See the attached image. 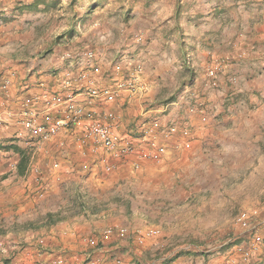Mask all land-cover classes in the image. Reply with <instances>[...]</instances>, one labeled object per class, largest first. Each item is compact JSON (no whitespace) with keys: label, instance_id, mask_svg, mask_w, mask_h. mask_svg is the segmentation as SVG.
Wrapping results in <instances>:
<instances>
[{"label":"crops","instance_id":"crops-1","mask_svg":"<svg viewBox=\"0 0 264 264\" xmlns=\"http://www.w3.org/2000/svg\"><path fill=\"white\" fill-rule=\"evenodd\" d=\"M99 1L0 0V112L5 114L11 111L14 112L13 115H18L21 113L23 100L29 101L33 108L39 111L41 106L34 104L32 99L43 91L63 100L64 94L61 97L51 93L61 91L63 73L69 72L74 83V92L81 90L85 97H81L82 94H74L78 105L86 111H92L98 119L103 117L97 116L100 114L114 115L116 118L110 120L118 123L120 133L115 130L116 133L121 137L124 135V138L129 137L134 143H139L140 139L134 137L141 134L161 143L151 140L161 147L160 153H155L149 147L151 141L147 140L144 144L146 150L140 154L135 148L134 154L128 155L129 157L99 154L100 164L106 172L114 168L111 161L125 159L122 161L125 164L121 162L118 168H135L140 163L149 183L153 178L165 177L162 179L164 185H159L160 190L158 187L153 188L159 190L160 198L164 200L157 210V204L150 206L152 202L148 201L153 198L150 195L154 192L151 191L152 188L142 194L147 201H144L140 216L149 217L153 212L156 213V225L161 230L152 227L143 230L142 236L135 234L136 243L142 245L162 232L163 244L158 246L159 243L154 240L148 243L140 262L243 264V259L250 261L258 254L264 259V229L261 230V235H253L246 243L227 246V243L223 242L213 247V251H201L188 245L168 249L173 244L176 245V184L167 178L176 174V161L181 158L176 157V144L182 139L176 136H171L170 139L162 137L163 129L171 125L179 128L187 125L191 127L189 140L192 153L188 162L189 169H194L199 160L203 162L205 170L211 169L212 165H222L218 167V170H221L226 167V159L221 157H248L247 151L241 146L245 142L243 137L250 136L249 132L253 126L241 119V112L238 111L234 117L228 118L223 110L222 97L212 93L210 97L207 95L204 98L207 105L205 114L190 116L186 122L175 100L169 103V97L173 96L170 88L174 89L169 73L172 71L173 62L176 61L177 91L180 86L178 82L183 79L179 73L182 70V51H185L194 73L192 83L198 85L203 80L208 56L213 55L225 63L222 73L218 76L219 85L223 90L227 91L228 78L236 76L238 98L246 99L254 97L256 93L262 94L264 76L251 75L246 66L247 58L238 62L231 60V57L237 51L250 50V41L258 43L259 38L263 37L264 0H112L113 8L98 15ZM88 2L92 4L91 7H82ZM79 18H86L91 24L96 22L98 26L91 25L89 32L77 33V25L81 22H78ZM128 31L133 34V38L137 35L143 37L144 43L140 44V49L129 39ZM100 34H105L104 41L99 40ZM172 49H176V60L170 54ZM92 51L95 54V65L100 70L86 71L94 85L103 89L94 86L99 95L90 99L82 90L87 87V83L80 80L79 75L87 67L83 57L87 59L89 53L94 55ZM64 55L71 56V59L64 58ZM138 65L142 70L139 72L141 75H136L135 92L129 95L122 91L115 100H110V91L121 82L124 75L127 74L126 79L130 78V72ZM5 78H10L13 84L27 91L24 97L19 98L20 102L15 99V91H11L14 85L8 95L2 94L1 85ZM116 81L119 82L106 87ZM121 94L123 97L116 100ZM99 100L106 105L99 103L94 107V102ZM113 100L114 103L108 104V101ZM9 105L13 107L10 110L7 109ZM43 108L47 110L45 106ZM55 110H60L59 116L50 117L44 123L56 122L64 117L63 107ZM84 122L81 121V124ZM9 126L5 124L0 129V146L29 149L25 142L31 136L25 135L29 137L18 141L14 134L21 130V125L14 129ZM72 132L75 135L80 134L82 139L79 142L86 144L80 125L67 132L70 134L60 133L57 138L33 147L40 151V146L43 145L46 147L45 153L53 150L55 154L60 153L65 157H27V166L21 165L20 157H8V154L0 157V264H52L58 256L64 258L66 264H80L83 247H86L82 237L109 227L112 234L117 231L119 236L127 235L129 228L124 226L123 220L100 219L105 218L103 214L106 212L99 215L91 212L92 219L82 220V213L86 212V208L91 210L92 207L89 203H85L86 208L81 206L77 196L69 204L65 202L56 205L52 202V197L60 191L71 192L73 189L74 193H77L82 190L77 182L72 181L74 179H70L75 174L65 173L67 167H71L70 172L73 171L70 152L80 155L73 143L75 135H71ZM178 140L180 141L177 142ZM192 154L195 157H192ZM35 159L36 162L33 161ZM54 162L61 164L59 172L56 170L58 166L54 167ZM155 163H160L163 167ZM38 188L44 189L43 197L39 196L42 191L37 190ZM91 188L93 189V186ZM113 209L115 208L111 207V210ZM65 214L67 217L63 220L61 216ZM95 217L98 219H94ZM247 219L248 216L241 213L235 221L237 225H242ZM128 221L126 219L125 222L128 224ZM137 232L141 234L140 231ZM145 232L147 233L144 235ZM227 250L230 253H227ZM116 253L129 264L132 255ZM148 258L152 260L149 261ZM93 259L97 258L92 255L91 260Z\"/></svg>","mask_w":264,"mask_h":264},{"label":"rangeland","instance_id":"rangeland-1","mask_svg":"<svg viewBox=\"0 0 264 264\" xmlns=\"http://www.w3.org/2000/svg\"><path fill=\"white\" fill-rule=\"evenodd\" d=\"M113 3L114 2L112 0H100L97 4L98 15L103 14V12L113 8ZM91 5L92 4L88 2V4L82 7H91ZM82 17L84 18V16ZM83 18L78 19V22H81H79L77 25V33L90 30L91 25L92 27L98 26V23L94 22L93 24H91L90 22L86 21V18L82 20ZM120 21L121 19H119V22ZM45 36L47 37V35ZM58 37L59 36H57L56 38ZM105 39V34L99 35L100 41H104ZM135 41L136 47L140 49L141 46L137 43H141L142 37L138 35L135 36ZM249 44L250 50L237 51L236 54L231 57L232 59H230L235 61L238 60L239 62V60L241 61L247 58L246 63L248 64L246 66L250 69L251 75L259 74L264 76V34L263 37L259 38L258 43H252L250 41ZM170 54H172V56H174L173 58L176 60V49L170 50ZM208 57L210 58V60L206 61V65L212 59L221 61L220 72L217 73V77L210 80L213 82V87L208 86L209 81L204 72L203 80L198 85L195 83H192V86L187 84L185 88H181L180 91L175 95L176 105L179 108L180 113L185 117L186 122L189 121L188 118L190 116L204 115V112H200L202 111V109H204L203 102H200L202 106L197 107L195 105L189 104L192 99L195 103V101L197 102L199 101V99L204 98L207 95L210 97L212 93L213 95L224 97L228 91L230 93H235L236 95L238 78L236 76H230L228 78L227 91L226 89L223 90L219 85L218 76L222 73L225 63L224 61L213 55H209ZM83 59L86 61L85 66L87 67L82 70L81 73L88 74V77L92 79L86 70H89L91 72L92 70H100L99 67L95 65V54L93 55V59L91 60H87L84 57ZM138 67L140 68L139 72H141L142 67L138 65L130 72V76H132V74L136 72ZM172 67V71H170L169 74L171 75L170 79H172L173 83L172 87H174L175 90L173 88L170 89L172 90L174 96V94L176 93V61L173 62ZM139 74L140 73H138V75ZM62 78V82L65 78H69L71 80V88L69 89V91L76 95L77 93L82 94L81 97L85 98L81 90L78 92H74V83L72 82L69 72H64ZM124 79L128 80L125 76L120 81ZM178 80H180V78H178ZM10 81L11 86L14 85V88H12L11 91H15V93L17 94V98L15 99L19 101V98L24 97V93H26L27 91L23 90L20 86H16L15 84H13L14 82L11 79ZM62 82L61 91L51 94H58L61 97H63V94L65 95V90L63 89ZM117 82L119 81H116L106 87L109 88ZM178 83L181 84V82ZM93 86H95L94 83ZM96 88L103 89L100 87ZM82 90H85V88L83 87ZM43 93L47 92L43 91ZM38 95H35V97H38ZM120 97H123V94L118 96L116 100H118ZM170 98L171 97H169V99ZM114 100L108 101L110 102L108 104L114 103ZM104 101L107 100L104 99ZM183 102L187 103V107L184 106L185 103L183 104ZM22 103H27L28 106H32L33 108V104H31L29 101L23 100ZM33 103L39 104L41 106V110L35 111L36 113H38L39 118L42 122H47L48 118L50 117L56 118V116H59L60 110L47 111L43 108L39 101L33 100ZM99 103L105 104L100 100L95 101L94 107ZM205 106L207 105L205 104ZM242 106L244 108L241 109ZM228 107L229 109L227 108L225 113L228 118L234 117L236 113L240 111L241 119L249 124L251 123L253 129L250 130L249 137H243L245 142L241 146L243 150L247 151L248 157H221L226 159V167L221 170H218V167H222V165L211 166L210 164L209 165L211 166V169L205 170L203 162L199 160L197 161L194 169H189L188 162L190 161L189 157H191L192 153L191 142L189 140L191 127L187 125L185 127L179 128L178 126L171 125L175 126L180 132L182 130H187L188 135L184 137L179 133L175 135L176 137H180L182 139V141L178 140L177 142L180 141V143L176 144V151H178L176 157L181 158L177 159L176 161V174H171L167 178L170 182L176 184V245L173 244L168 249L188 245L197 247L199 248L198 250L201 251H206L208 249H211L213 251V247H215L216 245H220L223 242H226L227 244L230 242L246 243L252 238L253 235L262 234V231L264 229V92L262 94L256 93L252 98H240V102L237 106L238 108L236 106L234 108L231 106ZM10 108L13 107L9 105L7 109L10 110ZM9 112L11 111H7L6 113ZM109 113L113 112L109 111ZM19 116L20 113L17 116L12 114V116L8 118L7 125L9 126L13 124V126H9V128L14 129L17 128V126L19 127ZM43 116L45 117L44 119L41 118ZM97 116H103L102 118L97 119L99 121L101 120V122L103 123L106 122V124H110L112 127H114V130L118 131V123L110 120L116 118L114 115L100 114ZM166 129H163L162 131V137L164 139L175 137L172 136L169 138H165L163 132ZM71 135L75 134L72 132ZM29 136H31V138ZM29 136L28 141L25 142L26 147H29V149H23L20 147V150L22 151L21 153L14 152V149H11L9 151L0 149V157H5V154H8V157H20L21 165L23 164L26 166L28 164L27 157H65L57 152V154H55V151L53 150L50 152H47L46 150L47 153H45L44 149L46 147H44L43 145L40 146V148H42L40 151L33 148L35 147V145H39L57 138L56 136L50 138H42L34 135ZM28 137L24 136L22 139L18 140L14 136V138L18 141H23L24 138ZM79 138L80 134L75 135L73 143L75 144V147L80 155L74 152H70V157L73 160V171L70 172L71 167H67L65 173H74L75 178L71 177L70 179H74L72 181L77 182L82 190L77 189V193H74L73 189L70 190L71 192L64 191L63 193L60 191L52 197V202L56 205L65 204V202L69 204L70 202L74 201L77 196L81 206L86 208L85 203H89L90 207H92L91 210L86 208V212L82 213V220L85 221L92 219L91 212H95V214L97 215H99L101 212H106L105 214H103L105 218L100 217L101 220H106L109 218L123 220L125 223L124 226L129 228H126V236H119L117 231H114V233H111V235H105L104 231L107 228L95 231L92 234H87L89 236L85 237L94 239L96 244H93L94 248H91V246L84 244L86 247H83V258L80 264H94L97 259L99 261V264H114L117 259H120L123 264H126L121 258V255L117 254L116 252L121 253L122 255H125L126 253L132 255L129 264H145V261H142V263L139 260H141V258L143 257L142 255H144L143 253H145L144 249L145 247H147L148 243L153 240L159 243L158 246L163 243L161 238L162 232L158 237L146 240L142 245L136 243L134 237L135 234L142 236L143 230L157 227L156 213L153 212V214H150L149 217H141L139 214L141 208L144 205V201H147L144 199L142 194L152 188L151 191L154 192L150 193V195H152L153 198L148 199V201L152 202L150 203V206L151 204H157L155 205V210H157V208L160 207L159 204L164 201L162 198H160L159 185H164L163 180L165 177L153 178L149 183L143 174V165H140V163L139 165H136L135 168L134 166H124L122 168H118L121 162L125 159L111 161V163L114 164V168L113 170L106 172L100 164L99 155L92 156L89 154H81L82 150H87L88 145L85 143H80L78 141ZM134 138H138L141 141H139V143H134L133 140L130 139L133 143L134 148L139 154L146 150V146L144 144H146L147 140H155L152 138H148L144 134H141L140 136ZM155 141L158 142L157 140ZM249 141L251 142L249 143ZM249 155H251V157H249ZM192 157H195V155L192 154ZM215 158L217 159V157ZM36 159L33 161L36 162ZM214 161L217 162L215 159ZM45 163L48 164L47 161H45ZM53 164L55 168L58 166L56 170L59 172L61 169V164L59 162H54ZM159 164L160 163H155V165ZM160 167H163V165L160 164ZM152 171L155 172V170ZM171 172L173 173V169H171ZM38 180L39 179H37V181ZM92 186L93 189L91 188ZM155 187H158L159 190H153V188ZM37 190L42 191L39 196H42V194L44 196L43 188H38ZM111 207L115 209L111 210ZM241 213H245L248 216V219L246 222H244V224L237 225L235 220L236 217ZM61 217L63 220H65L67 215L65 214ZM94 219L98 218L95 217ZM126 219L129 220L128 224L127 222H125ZM112 228L114 227L112 226ZM118 228L120 227H117V229ZM137 231H140L141 234H138ZM146 233L147 232H145L144 235ZM105 239H108V241H105ZM228 250L227 253H230ZM92 255L97 259L91 260ZM231 256H233V254ZM58 259L66 264L64 258H62L61 256L54 258V260ZM147 260L151 261L152 258H148ZM242 262L243 264H256L264 262V259L260 254H258L252 257L250 261L243 259Z\"/></svg>","mask_w":264,"mask_h":264},{"label":"bare ground","instance_id":"bare-ground-1","mask_svg":"<svg viewBox=\"0 0 264 264\" xmlns=\"http://www.w3.org/2000/svg\"><path fill=\"white\" fill-rule=\"evenodd\" d=\"M92 56L93 55L89 53L86 58L90 60L92 59ZM64 58L71 59V56L64 55ZM220 70L221 61H218L216 59H212L206 65L205 76L208 78L209 87H213V82L210 80L217 77L216 75L218 72H220ZM139 71L140 68L138 67L135 72V75L133 73L130 79L117 83L113 91H110L109 99H114L118 95V93L122 91H126L129 95L134 93L135 79ZM87 75L81 73L79 75V79L87 83V87L85 88L84 93L90 99H93L99 95V92L93 86L92 80ZM62 86L66 92L63 100L59 99L55 95H50L48 93H42L38 97H35L33 100L39 101L41 105L47 108L48 111L63 107L64 117L56 122L44 123L40 120L38 113H36L35 109H33L32 106H28L27 103H23L22 110L18 119L19 125H21V130L15 132L14 136L16 139H22L25 135H34L42 138L55 137L60 133H67L69 131H72L76 127L82 125L83 138L85 139L86 144L88 145L87 150H82V155L89 154L92 156H97L103 153L106 155L109 154L113 157H129L128 155L134 154L135 150L131 140L128 139L129 137L124 138V135H122L123 137H121V135H118L116 133L114 127H112L110 124H106V122L103 123L101 122V120L99 121L92 111H86L84 107L78 105L75 102L76 98L74 97V94L69 91V89L71 88V80L69 78L64 79ZM10 87V79H3L1 85L2 94L8 95ZM12 114H14V112ZM10 116H12L11 113L3 114L0 112V127L4 126L5 124L7 125V120L8 118H10ZM83 120L85 122L81 124V121ZM178 133L181 134L183 137L188 135L187 130H182L180 132L175 126H170L163 132L165 138L175 136ZM81 139L82 138H79L78 141H80ZM149 147L153 151H155V153H160L162 151L161 147L153 141L149 143ZM111 232L112 229L107 228L104 231V234L110 235ZM137 233L140 234L139 232ZM82 241L84 244L91 246V248H94L93 244H96L94 239L90 237H84ZM52 264H64V262L58 259L55 260ZM94 264H99L98 259L95 261ZM114 264L123 263L120 259H117Z\"/></svg>","mask_w":264,"mask_h":264},{"label":"trees","instance_id":"trees-1","mask_svg":"<svg viewBox=\"0 0 264 264\" xmlns=\"http://www.w3.org/2000/svg\"><path fill=\"white\" fill-rule=\"evenodd\" d=\"M127 31V30H126ZM127 34H128V37H129V39H131L132 41H134L135 43H136V41H135V36H134V38H133V34H131V32H127ZM125 36H126V33H125ZM133 38V39H132ZM143 43V37H142V41H141V43H137V44H142ZM186 54L187 53H185V51H182V70H181V72L179 73L180 74V76L181 77H183V79L181 80V84H182V86H181V84H180V86H179V88H178V90L176 91V93L174 94V96H172L170 99H169V103L170 102H172L173 100H175V95L180 91V89L181 88H185V86L188 84V85H192V80H193V78H194V73H193V69H192V67H190V65H189V63H188V61H187V56H186ZM208 61L210 60V58L208 57V59H207ZM127 75V74H126ZM126 75H124L123 77H125ZM185 76V77H184ZM191 94H193V93H191ZM205 98V97H204ZM204 98H201V99H199V101H195V103H194V101H193V99L190 101V103L189 104H191V105H195V106H202L201 104H200V102L202 101L203 102V104H204V109H202V111H200V112H204V114H205V112H206V110H205V102H204ZM222 99H223V105H224V108H223V110L226 112V109L228 108L229 109V107L228 106H231V107H237L238 106V103L240 102V98H238L237 97V94L235 95V93H230L229 91L225 94V96L224 97H222ZM185 102H183V104H184ZM184 106L185 107H187V103H185L184 104ZM203 108V107H202ZM0 149H3V150H5V151H8V150H10V149H14V152H18V153H21L22 151L20 150V148H18V147H16V146H7V147H5V146H0ZM233 244H236V243H234V242H230V243H228L227 244V246L228 245H233Z\"/></svg>","mask_w":264,"mask_h":264}]
</instances>
